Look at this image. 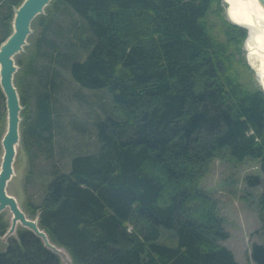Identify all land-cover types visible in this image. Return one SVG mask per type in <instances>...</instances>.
Masks as SVG:
<instances>
[{"label": "trees", "instance_id": "trees-1", "mask_svg": "<svg viewBox=\"0 0 264 264\" xmlns=\"http://www.w3.org/2000/svg\"><path fill=\"white\" fill-rule=\"evenodd\" d=\"M22 2L0 0V46ZM32 27L15 74L25 189H37L25 207L51 242L73 264H252L224 244L221 202L202 185L216 160L257 161L264 176V92L244 56L248 30L222 0H53ZM69 79L90 93L69 91L91 124L72 121L64 171ZM6 115L0 87V150ZM257 207L264 230V188ZM9 225L0 213V236ZM17 233L0 264H63L33 231Z\"/></svg>", "mask_w": 264, "mask_h": 264}, {"label": "rangeland", "instance_id": "rangeland-1", "mask_svg": "<svg viewBox=\"0 0 264 264\" xmlns=\"http://www.w3.org/2000/svg\"><path fill=\"white\" fill-rule=\"evenodd\" d=\"M222 4L225 9V17L231 22V19L228 17V3L225 0H222ZM17 8H15V10ZM247 37L243 42V51L248 64L246 48ZM18 58L19 55L16 56V60ZM251 69L253 70V78L256 85L259 86L264 92L256 72L253 68ZM66 85H69V88H63L62 92L58 95V100L60 103L66 106L65 110L67 113L64 117V121L62 122L64 127L57 136L59 165L64 171L69 169V158L71 157L70 150L73 152L71 145L72 141L66 137V132H68V136L70 134L73 136V138H76V129L74 128L72 121L74 118H77V120H82V122L85 121L88 128L91 124L87 113V110L89 109L87 107L83 108L78 103V101L73 98L72 93L69 94V91L80 90L87 94L89 98H91L90 93L80 89V87H78L76 84L70 82V79ZM62 148L65 149V151L63 150L64 152H62ZM1 156L2 146L0 150V162ZM28 163L29 161L27 154L20 142L17 146V155L14 162V176L9 182L7 190L10 195L17 199L19 205L27 214V216L31 219H35L28 214L25 207L27 197L34 195V193L37 192L35 185H30V188L27 189L28 192L25 189V178L29 170ZM249 175H259L260 178L258 183L253 186H248L247 177ZM202 185L206 191L214 195L221 202V215L226 220L225 228L230 234V237L224 241V244L233 250L236 258L241 263H246L247 260H249V262L255 264L250 258L252 245L255 243L262 244L261 242H264V230L258 215L259 208L257 207L258 195L263 191L264 188V176L259 169V163L257 161L247 160L241 164H233L227 161L216 160L213 164L211 173L203 180ZM247 192H251L252 197H250L248 200L242 199V196L247 194ZM3 212L10 223V228L12 218L11 212L9 209ZM19 227H21V225H18L17 229ZM11 237H18L17 230L10 235H6L5 233L4 235L0 236V252H4L6 250ZM62 250H64L66 253L65 255H60L62 263L73 264L67 251L63 248Z\"/></svg>", "mask_w": 264, "mask_h": 264}, {"label": "water", "instance_id": "water-1", "mask_svg": "<svg viewBox=\"0 0 264 264\" xmlns=\"http://www.w3.org/2000/svg\"><path fill=\"white\" fill-rule=\"evenodd\" d=\"M53 0H23L14 12L13 32L0 47V87L5 96L7 115L6 126L1 138L2 156L0 162V213L9 209L11 226L6 235L17 230L18 225L28 228L40 237L45 246L56 254L61 253L59 247L51 242L45 230L39 226L38 218L31 219L19 205L17 199L8 193V184L14 176V162L17 146L21 140V111L22 104L19 90L15 84V74L18 70L16 56L24 51L28 39L33 32L34 20L45 13ZM264 4V0H261ZM232 23L247 29L246 26ZM250 65V63L248 62ZM251 67V65H250ZM252 68V67H251ZM18 222L20 224H18Z\"/></svg>", "mask_w": 264, "mask_h": 264}, {"label": "bare ground", "instance_id": "bare-ground-1", "mask_svg": "<svg viewBox=\"0 0 264 264\" xmlns=\"http://www.w3.org/2000/svg\"><path fill=\"white\" fill-rule=\"evenodd\" d=\"M225 1L228 3L229 19L247 27L248 62L256 72L264 90V4L261 0ZM18 224L20 223L18 222ZM59 249L61 251L60 255L66 254L62 248L59 247Z\"/></svg>", "mask_w": 264, "mask_h": 264}]
</instances>
